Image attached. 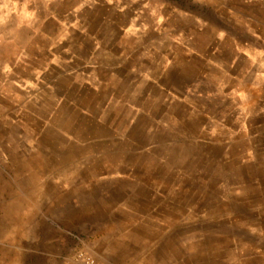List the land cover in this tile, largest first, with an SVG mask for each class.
Instances as JSON below:
<instances>
[{
    "label": "clouds",
    "instance_id": "clouds-1",
    "mask_svg": "<svg viewBox=\"0 0 264 264\" xmlns=\"http://www.w3.org/2000/svg\"><path fill=\"white\" fill-rule=\"evenodd\" d=\"M262 133L264 0H0V264H21V243L56 209L53 189L77 209L89 194L115 195L87 233L65 230L58 264H198L218 253L222 264H264V220L226 211L250 239L210 252L207 213L160 208L207 188L211 166L189 148L211 141L241 169L240 179L212 169L220 199L264 216V172H247L264 169ZM145 180L159 202L150 212L103 191Z\"/></svg>",
    "mask_w": 264,
    "mask_h": 264
},
{
    "label": "rangeland",
    "instance_id": "rangeland-1",
    "mask_svg": "<svg viewBox=\"0 0 264 264\" xmlns=\"http://www.w3.org/2000/svg\"><path fill=\"white\" fill-rule=\"evenodd\" d=\"M206 15H212L211 11H204ZM264 135V133H262ZM223 148L220 145L209 141L208 143H197L189 148L192 157L195 161L205 166L211 167L207 170V175L211 176L207 188L203 184L197 183L199 189L197 195L191 199L185 198L183 200H173L169 198L168 201L160 205V208L165 212L171 213L174 216L180 215L187 211V208L195 205L193 213L199 215L201 212L207 213L209 219L201 221V232L204 236V246L211 252L212 249L218 245H227L231 243V238L236 237L237 240L243 241L250 239L245 229L240 228L239 225L228 220L226 211H232L241 219H247L249 222H261L264 216L257 218L255 213L249 211L247 201L244 199H234L227 203L220 199L221 190L215 187L219 176L212 174V169H216L218 164L224 165L223 171L230 177L235 176L236 179L241 177L240 168H230L220 155ZM238 152L237 147H233V158L235 159ZM216 153V155H213ZM219 157V158H218ZM217 172L220 169H216ZM249 176L259 175L264 172V169H257L255 167H247ZM2 175V174H0ZM150 180H145L140 185H135L131 182L115 181L107 183L103 191L111 192L115 189V193H126L130 202L135 204L137 200L143 199L145 203L143 207L147 211H152L157 207L158 201L151 200L148 192L152 189ZM52 197L57 201L55 210H48L45 212L44 228L35 234L31 241H23L18 253L21 264H58L60 253L64 251L62 240L66 229H72L75 232L87 233L92 226L91 221L98 220L101 216L111 211L108 207L109 203L115 199L112 197L102 196L101 193L95 195L89 194L87 202L82 201L81 208L77 209L70 204V200L75 197L66 196L63 193L53 189ZM101 199L104 204H101ZM163 214V213H162ZM87 219L88 224L82 221ZM181 227H192L191 225L177 224L174 225V231ZM222 253L217 256L201 258L198 264H222L220 257Z\"/></svg>",
    "mask_w": 264,
    "mask_h": 264
},
{
    "label": "crops",
    "instance_id": "crops-1",
    "mask_svg": "<svg viewBox=\"0 0 264 264\" xmlns=\"http://www.w3.org/2000/svg\"><path fill=\"white\" fill-rule=\"evenodd\" d=\"M197 7H203V6H197ZM203 11H211L210 8L203 7Z\"/></svg>",
    "mask_w": 264,
    "mask_h": 264
}]
</instances>
